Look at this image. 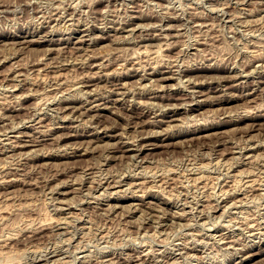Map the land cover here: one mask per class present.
<instances>
[{
    "label": "rangeland",
    "instance_id": "rangeland-1",
    "mask_svg": "<svg viewBox=\"0 0 264 264\" xmlns=\"http://www.w3.org/2000/svg\"><path fill=\"white\" fill-rule=\"evenodd\" d=\"M263 64L264 0H0V264H264Z\"/></svg>",
    "mask_w": 264,
    "mask_h": 264
},
{
    "label": "bare ground",
    "instance_id": "bare-ground-1",
    "mask_svg": "<svg viewBox=\"0 0 264 264\" xmlns=\"http://www.w3.org/2000/svg\"><path fill=\"white\" fill-rule=\"evenodd\" d=\"M71 16V15H70ZM62 20V19H61ZM245 20H246V18H245ZM71 23V22H70ZM66 24V23H65ZM130 26V25H129ZM59 27V26H58ZM67 27V26H66ZM77 28V27H76ZM77 30V29H76ZM170 35V34H169ZM156 39H158V38H156ZM49 40V39H48ZM52 40V39H51ZM163 40V39H162ZM81 41V40H80ZM168 41H169V39H168ZM77 42H78V40H77ZM83 42V41H82ZM164 43V42H163ZM168 43V42H167ZM143 44V43H142ZM150 44H152V43H150ZM165 45V44H164ZM140 47V46H139ZM146 48V47H145ZM149 49V48H148ZM157 49H161V48H157ZM138 51V50H137ZM153 51H155V52H153ZM152 52L154 53L153 55H155V56H159V55H161V53L159 54V52H162V50H158L159 52H156L157 50H153ZM250 51V50H249ZM147 52H148V50H147ZM149 52H150V50H149ZM137 53V52H136ZM151 53V52H150ZM138 54V53H137ZM146 54V53H145ZM146 55H148V54H146ZM144 57H146L145 55H143ZM154 56V57H155ZM152 58H154L153 56H151ZM156 58V57H155ZM148 60H150V59H148ZM263 62V61H262ZM261 62V63H262ZM264 65V64H263ZM263 65H261V66H263ZM136 71V70H135ZM153 72V71H152ZM19 74V73H18ZM102 75V74H101ZM132 75V74H131ZM57 76V75H56ZM107 77V76H106ZM99 78V77H98ZM148 79V78H147ZM25 80V79H24ZM163 80H165V79H163ZM197 84V83H196ZM17 85V84H16ZM40 85V84H39ZM160 87V86H159ZM25 96V95H24ZM74 102V101H73ZM84 105V104H83ZM69 107H71V106H69ZM67 109V108H66ZM79 109V108H78ZM77 110V109H76ZM87 111V110H86ZM72 112H73V110H72ZM86 113V112H85ZM251 113V112H250ZM82 114V113H81ZM84 114V113H83ZM62 126V125H61ZM43 134V133H42ZM9 140V139H8ZM35 142V141H34ZM81 144V143H80ZM24 145V144H23ZM79 147V146H78ZM81 147V146H80ZM77 148V147H76ZM86 148V147H85ZM83 149V148H82ZM85 153V152H84ZM65 154V153H64ZM249 155V154H248ZM52 156V155H51ZM55 156V155H54ZM62 156V155H61ZM56 157V156H55ZM58 165V164H57ZM227 169V168H226ZM243 170V169H242ZM132 172V171H131ZM219 178V177H218ZM235 182V181H234ZM252 183H254V182H252ZM224 185V184H223ZM249 185V184H248ZM252 187V186H251ZM231 188V187H230ZM50 193V192H49ZM209 198V197H208ZM229 206V205H228ZM245 222V221H244ZM122 231V230H121ZM6 244V243H5ZM10 257V256H9ZM8 257V258H9ZM62 262H64V261H62ZM101 262V261H100Z\"/></svg>",
    "mask_w": 264,
    "mask_h": 264
}]
</instances>
